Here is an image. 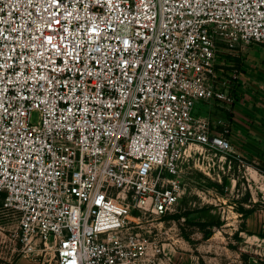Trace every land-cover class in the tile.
Returning <instances> with one entry per match:
<instances>
[{"label":"built area","instance_id":"built-area-1","mask_svg":"<svg viewBox=\"0 0 264 264\" xmlns=\"http://www.w3.org/2000/svg\"><path fill=\"white\" fill-rule=\"evenodd\" d=\"M253 43L264 0H0V212L21 255L157 264L146 224L176 211L180 164L239 155L196 102L236 112L229 57Z\"/></svg>","mask_w":264,"mask_h":264},{"label":"rangeland","instance_id":"rangeland-1","mask_svg":"<svg viewBox=\"0 0 264 264\" xmlns=\"http://www.w3.org/2000/svg\"><path fill=\"white\" fill-rule=\"evenodd\" d=\"M263 58L262 44L240 47L229 57L234 62L229 69L236 67L243 76L251 61ZM218 106L197 100L196 114L216 118L222 114ZM219 117L236 130L233 117ZM38 118L39 112H34L33 121ZM254 134L263 137L264 127ZM234 141L239 155L199 147L180 164L175 178L181 183L182 198L170 213L179 217L153 216V225L146 224L165 247L157 264H264V144ZM14 220L0 212V264H14L22 257L13 240Z\"/></svg>","mask_w":264,"mask_h":264},{"label":"crops","instance_id":"crops-1","mask_svg":"<svg viewBox=\"0 0 264 264\" xmlns=\"http://www.w3.org/2000/svg\"><path fill=\"white\" fill-rule=\"evenodd\" d=\"M254 44L257 46V43ZM243 76H241L243 98L237 102L236 112L233 113L232 119L236 130L231 132L233 137H230L232 142L240 139L241 142L250 145L264 144V135L258 138L254 134V131L264 127V106L261 104V101H264V58L251 61ZM258 98L262 100L259 102ZM14 264L40 263L22 256Z\"/></svg>","mask_w":264,"mask_h":264},{"label":"trees","instance_id":"trees-1","mask_svg":"<svg viewBox=\"0 0 264 264\" xmlns=\"http://www.w3.org/2000/svg\"><path fill=\"white\" fill-rule=\"evenodd\" d=\"M218 109L222 112V114L218 115V116H224V117H229L232 118L233 117V113H231L227 108L223 107V106H218ZM180 214H170L169 217H179ZM211 231L208 233V235H211Z\"/></svg>","mask_w":264,"mask_h":264}]
</instances>
